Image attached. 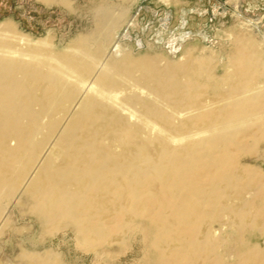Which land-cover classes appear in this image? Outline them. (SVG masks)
Wrapping results in <instances>:
<instances>
[{"label":"bare ground","instance_id":"bare-ground-1","mask_svg":"<svg viewBox=\"0 0 264 264\" xmlns=\"http://www.w3.org/2000/svg\"><path fill=\"white\" fill-rule=\"evenodd\" d=\"M118 13L62 49L0 21V228L28 206L96 254L138 236L142 264H264L257 44L133 55L105 45Z\"/></svg>","mask_w":264,"mask_h":264},{"label":"rangeland","instance_id":"rangeland-1","mask_svg":"<svg viewBox=\"0 0 264 264\" xmlns=\"http://www.w3.org/2000/svg\"><path fill=\"white\" fill-rule=\"evenodd\" d=\"M67 1L70 8L42 0H0V21L11 19L34 38L48 35L55 48L62 49L79 36L92 35L96 21L111 6L119 13L112 22L111 40L104 41L108 48L116 40L133 55L160 53L176 60L191 52L217 61V51L243 37L257 44L264 60V0ZM6 215L9 219L0 228V264H29L47 252L58 264H142L138 236L124 245L111 243L105 253L96 254L79 244L70 223L46 230L28 206L10 207Z\"/></svg>","mask_w":264,"mask_h":264},{"label":"crops","instance_id":"crops-1","mask_svg":"<svg viewBox=\"0 0 264 264\" xmlns=\"http://www.w3.org/2000/svg\"><path fill=\"white\" fill-rule=\"evenodd\" d=\"M42 1H44L45 3H47V4H53V3H57V4H61V5H64V6H66V7H68L69 8V6H67L66 4H64L61 0H42ZM67 1V0H66ZM70 3V2H69ZM70 5H71V3H70ZM27 34V33H26ZM29 35V34H28Z\"/></svg>","mask_w":264,"mask_h":264}]
</instances>
